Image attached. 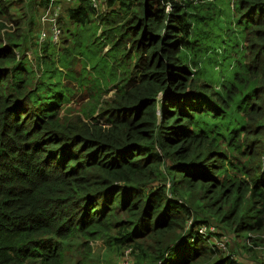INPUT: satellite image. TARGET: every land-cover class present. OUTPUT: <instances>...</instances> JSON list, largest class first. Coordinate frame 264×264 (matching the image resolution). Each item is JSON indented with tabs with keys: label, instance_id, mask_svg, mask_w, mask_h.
I'll use <instances>...</instances> for the list:
<instances>
[{
	"label": "trees",
	"instance_id": "trees-1",
	"mask_svg": "<svg viewBox=\"0 0 264 264\" xmlns=\"http://www.w3.org/2000/svg\"><path fill=\"white\" fill-rule=\"evenodd\" d=\"M51 2L0 0V264L264 248V0Z\"/></svg>",
	"mask_w": 264,
	"mask_h": 264
},
{
	"label": "rangeland",
	"instance_id": "rangeland-1",
	"mask_svg": "<svg viewBox=\"0 0 264 264\" xmlns=\"http://www.w3.org/2000/svg\"><path fill=\"white\" fill-rule=\"evenodd\" d=\"M30 1L31 0H29V2ZM23 5L25 7V2H23ZM63 7H64V5H63ZM64 12H63V14H65ZM63 18L64 19H63L62 26L65 22V17H63ZM45 23L44 24H45L46 28L50 27V30H52L51 25L47 22H45ZM48 25H49V27H48ZM76 29H77V26L74 25L72 27V30L75 31ZM63 33H64V30H63ZM41 34H46V36H47L46 38L54 37L53 34L51 35V33H48V35H47V31L45 28H42ZM61 35H62V31H61ZM61 35L57 39V42H55L57 44V46H59V47H61L64 43V41L62 39V38H64V34H63L62 38H61ZM39 39L42 40V38L38 36V42L41 44L42 42H40ZM36 42H37V40H36ZM34 46L35 45L29 44V49H31V50H28L26 52V54L33 56L34 55L33 52L36 50V49H32V48H34ZM64 46H65V44H64ZM57 58H58V55H57ZM32 61L35 64L37 62V58H32ZM35 68H37V67H35ZM64 70H65V68H64ZM66 78H67V76H66ZM74 83H76V82H74ZM76 87L78 89L77 85H76ZM78 91H79V95H80L81 91H83V90L78 89ZM112 91H114V90H112ZM78 99L79 98H77V100ZM86 100H88V99H85L84 101H86ZM76 102L77 101L75 98L68 105H65L62 109L61 115L63 117H67V116H75V115H77V113L79 114L81 111H78V110H77V112L69 111L67 108V107L75 108V107H78L81 105L80 103L77 104ZM70 110H74V109H70ZM95 116L96 115H94V117ZM245 238H247V237H245V234H243V237H240L239 239L234 238L232 235L229 236V240H230L229 245H228L229 250L231 252H233L235 254V256L238 257V259L242 261L243 264H258V263H260L264 258V248L263 247L254 248L255 250L252 252H248V251L244 250L243 246H245L247 244L252 245V242L246 240ZM261 246H263V245H261ZM79 253L80 252L69 253L66 255V258L67 259L70 258L71 263L74 264L76 261V257ZM122 257L123 256H121V255H112L106 248L103 247V245L101 243H97V244H95V246L93 248V251H92V253L88 259L87 264H121Z\"/></svg>",
	"mask_w": 264,
	"mask_h": 264
},
{
	"label": "built area",
	"instance_id": "built-area-1",
	"mask_svg": "<svg viewBox=\"0 0 264 264\" xmlns=\"http://www.w3.org/2000/svg\"><path fill=\"white\" fill-rule=\"evenodd\" d=\"M54 1L55 0H52L49 9L47 10V12L44 13L43 20H49V21L53 22V36L57 40L59 38L60 30L57 28L56 20H57V17L59 15L60 7H59V5L53 7L52 3ZM68 1H72V0H68ZM93 1L97 5V1L98 0H93ZM52 7L54 8V10L50 11V9ZM171 9H172V2H169L167 4L166 10L169 12ZM215 231H216V229L212 225H207V224L206 225H201L198 228V235H200V236H202V237H204L206 239L210 238V240H214L223 249H227L228 237L226 236L223 239L214 238V232ZM121 264H132V257H131V255L129 253V250L125 251V253H124L123 257H122V260H121ZM260 264H264V261L260 262Z\"/></svg>",
	"mask_w": 264,
	"mask_h": 264
}]
</instances>
